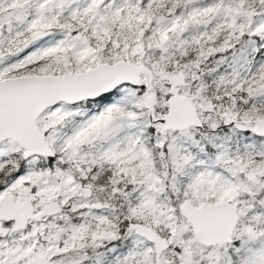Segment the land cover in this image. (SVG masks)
<instances>
[{"label":"snow or ice","instance_id":"snow-or-ice-1","mask_svg":"<svg viewBox=\"0 0 264 264\" xmlns=\"http://www.w3.org/2000/svg\"><path fill=\"white\" fill-rule=\"evenodd\" d=\"M0 264H264V0H0Z\"/></svg>","mask_w":264,"mask_h":264}]
</instances>
